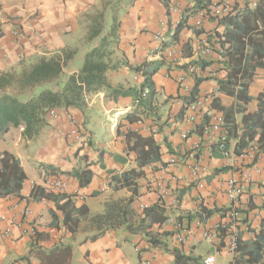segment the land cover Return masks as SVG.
<instances>
[{
	"label": "crops",
	"instance_id": "crops-1",
	"mask_svg": "<svg viewBox=\"0 0 264 264\" xmlns=\"http://www.w3.org/2000/svg\"><path fill=\"white\" fill-rule=\"evenodd\" d=\"M114 0H0V72L19 71L22 67L33 63L41 57H54L64 52L76 53L74 60L68 68H64V75L77 73L83 65V56L92 43H87V36L96 14L101 12L105 5ZM232 5H243L254 0H229ZM192 4L185 3L180 12L186 18L183 28L174 39V34L179 25V14L171 16L169 21L170 44L168 48L183 51L185 56L192 58L194 46L199 39L205 38L216 50V31L218 23L212 19L204 21L202 29L195 27V18L199 11L188 17L186 10ZM120 7V8H119ZM118 7L117 17L120 21L117 31V45L114 48L112 63L122 62L124 66L115 71H109L107 80L115 89H134L138 91L143 82L134 81V69L146 65L144 69L150 70L156 65H166V71L160 70L153 76L156 93L148 98L151 114L147 116L146 123L153 120H161L163 129L161 134L155 137V141L161 145V162L165 163L171 153L178 148H185L190 143L182 142L180 135L172 133L168 120H180L184 111L182 98L187 97L193 91L196 80L186 73L185 65H177L169 60L165 54L149 56V52L156 48L153 35L157 32L160 20L167 13L163 0H134L129 6L122 4ZM115 11V12H116ZM201 11V10H200ZM108 12V10H107ZM111 22V16L107 18ZM110 24V23H109ZM173 30V31H172ZM200 33V34H199ZM94 44V43H93ZM187 49V50H185ZM78 60V61H77ZM210 70L219 68L215 58ZM161 69V68H160ZM184 78V87L178 83L179 78ZM217 82L206 80L199 87V96L204 97L216 91ZM264 90V71L258 70L251 82L249 95L253 101L248 104L247 113H254L257 106V98ZM137 96L110 95L107 91H99L90 94L86 98V105L82 109L70 108L58 110L59 118H48V126L40 136L28 141L22 137L23 129H11L0 145V152L9 151L21 160L27 179L22 190L24 198L16 197L0 199V264H41L36 253L40 250L49 251L55 246L65 245L73 248L71 264H176L175 250L182 252L184 257L197 259L200 264L207 254H216L219 259L229 264H256L248 256L238 253L232 255L228 252L227 239H218L215 244H210L204 239V232L210 230L221 221H225L227 213L231 209L225 194L224 181L230 174L228 171L215 174L208 178L207 187L203 193V204L198 202V192L194 184H190V176L185 168L177 169L175 174L179 181L172 187L181 195V209L174 214L194 213L198 210L215 211L208 220L197 223L192 221L188 229V242L180 245L176 238L165 237L171 227L162 231L159 225L152 228V233L161 237L164 246L151 247L144 235H129L124 228L109 230L96 240L91 238L98 232L90 227L87 221L80 223L76 233H70L61 224V214L58 212L59 221L52 218L55 206L47 200L34 201L31 193L35 186L46 188V180L54 175L41 173L38 165H52L62 171H71L84 164V160L92 163L90 170L93 172V181L89 187L80 188L76 180L67 177L58 178L67 181L68 194L76 196L77 206L85 205L90 211V216L104 213L105 203L109 200H125L134 196L130 188H113V179L122 177L132 170H138L137 154L128 150L127 135L123 119L132 113L136 106ZM221 104L225 107L234 106V99L224 94H218ZM68 114H74L78 119L85 136L84 143H78L63 137L70 129ZM120 118L117 128H113L112 121ZM97 117L105 120L110 126L111 137L104 144H93L94 135L89 128ZM242 115L238 116L241 121ZM143 136H150L145 132ZM194 141V139H192ZM210 152V154H209ZM202 159L213 164L222 165L224 161L217 150L204 147ZM160 163L144 168V175L135 180L137 183V195H135L134 208L139 215V207L142 204L154 205L156 196L147 186V179L151 177L150 170H160ZM114 186V185H113ZM252 199L250 208L242 211L241 219L244 223L252 225V232L240 234L242 243L255 242L260 237L264 242V179L257 185L248 188ZM104 197L103 210L98 213V208L91 200ZM28 209L29 213H26ZM244 217V218H242ZM37 227L38 232L34 238L30 235V229ZM86 226H89L86 228ZM9 235L5 236V231ZM242 242V243H241ZM131 243L137 253V260L126 251V244ZM203 244L209 246L207 253H199ZM33 250L29 260H22ZM141 258L139 257V251ZM264 262V259L262 260Z\"/></svg>",
	"mask_w": 264,
	"mask_h": 264
},
{
	"label": "trees",
	"instance_id": "trees-1",
	"mask_svg": "<svg viewBox=\"0 0 264 264\" xmlns=\"http://www.w3.org/2000/svg\"><path fill=\"white\" fill-rule=\"evenodd\" d=\"M134 0H114L105 5L104 9L96 14L91 25L87 43H92L83 56L81 69L74 74L64 75V68H68L74 60L76 53L64 52L54 57H41L33 63L22 67L15 72H0V139L11 129H23L22 137L28 141L37 139L42 130L48 126L49 112L51 110H68L70 108L82 109L86 105V98L99 91H107L112 95H131L134 89L123 90L113 88L107 80L109 71H115L125 65L122 62L112 63L114 48L117 45V31L120 21L117 17L118 7L122 4L131 5ZM172 0H163L166 9H169ZM214 0H197L186 10L188 17L197 11L206 9ZM120 8V7H119ZM108 10V12H107ZM116 11V12H115ZM111 16V22L107 20ZM217 21L216 43L222 48L223 61L218 62V72H223V78L217 79L218 92L234 99V106L225 107L218 98L213 107L224 113L230 136L240 139L238 149L246 146L248 142L259 143L264 150V90L258 96L257 110L247 113V105L253 99L249 95V88L258 70L264 71V0H258L255 6L251 1L243 5H233L231 14ZM110 23V24H109ZM184 23H181L174 39L178 38ZM200 34V33H199ZM94 43V44H93ZM187 50V49H185ZM211 61H201L203 69L210 67ZM146 65L134 69L135 73H142L143 82L136 91V108L123 119L133 123L144 113L143 109L150 108L151 104L140 101L141 89H150L151 98L156 93L153 76L160 70L161 64L144 69ZM209 80L197 78L193 91L186 101H192L199 94L200 85ZM134 94V93H133ZM242 115L240 123L237 116ZM242 133L239 136V129ZM128 149L137 154L139 169L161 160V145L153 137H143L137 134L127 135ZM92 163L84 160V164L71 171H62L52 165L40 163L38 167L42 175L54 177H67L77 181L80 188L89 187L93 181ZM142 171L135 170L115 177L113 188H130L132 197L125 200H109L105 203L104 213L90 216L87 206H77L76 196L68 193L48 192L46 189L35 186L31 193L34 201L47 200L54 204L55 210L51 215L55 222L59 221L57 213L61 214V224L70 233L78 231L80 223L87 221L98 233L91 240H96L109 230L122 229L133 236L144 235L151 247L164 246L161 237L152 233V228L165 221L164 210L158 205L139 215L134 208L137 188L135 180L140 178ZM27 176L22 167L21 160L9 151L0 152V199L16 197L22 200V190ZM215 211H208L213 216ZM89 226H86L88 228ZM163 236H172L164 233ZM34 238V237H32ZM242 243V242H241ZM242 255L248 256L256 264H264V242L259 237L257 241L239 245ZM143 250L139 251V257ZM176 264L197 263V259L184 257L179 250L174 251ZM33 250L28 257L29 260ZM41 264H71L73 248L59 245L49 251L40 250L36 253ZM141 258V257H140Z\"/></svg>",
	"mask_w": 264,
	"mask_h": 264
},
{
	"label": "built area",
	"instance_id": "built-area-1",
	"mask_svg": "<svg viewBox=\"0 0 264 264\" xmlns=\"http://www.w3.org/2000/svg\"><path fill=\"white\" fill-rule=\"evenodd\" d=\"M196 1L172 0L170 2L167 13L160 20L158 30L153 35L156 48L148 54L152 57L165 54L169 60L177 65H185L186 73L195 80L197 78H208L217 82L218 78H223L224 73L218 72L219 68L216 70H210V67L203 69L200 63L201 61H209L211 58H215L217 63L223 61L221 47L215 50L205 38L199 39L193 48L194 54L192 58L186 57L183 51L178 52L173 48H168L170 44L168 35L170 34L169 21L171 16L180 13L185 3L194 4ZM257 2L258 0L251 1L252 6H255ZM232 10L233 5L229 0H214L208 4L206 9L198 12L194 25L196 28L202 29L205 20L222 18L231 14ZM185 22L186 18L180 13L176 24L180 25ZM140 78H143L142 73H135L134 81L139 82ZM178 83L187 90V87L184 86L183 77L179 78ZM150 94L149 88L145 87L141 89L140 101L137 103L140 104V102L148 100ZM218 94L220 93L217 87L216 91L207 96L200 97L198 94V97L189 102L185 99L189 98L190 95L182 98L184 111L181 119L172 121L169 119L168 122H170L172 133H177L180 135L182 142H189L190 144L187 147L185 146V148L176 149L174 153L169 155L165 163L161 161L154 162H161V167L157 171L154 169L150 170L152 176L147 179V186L155 194L156 203L154 205L142 204L138 209L143 214L153 206L158 205L161 207L164 210L165 221L158 224L160 229L167 231L166 229L171 227L168 233H171L180 245H184L188 242L187 234L190 230L188 227L191 222L197 219V223L200 225L208 220L210 216L208 215V211L203 209L194 213H179L178 216H174L181 209L182 204L180 193L172 187L179 181L175 172L181 168H185L188 171L190 184H194L199 194L198 202L203 204L204 197L202 196L207 187L208 178L228 171L230 174H228V177L224 181V194L231 205V209L224 218L225 221H221L210 230L204 232V239L213 245L220 237L222 240L228 238L226 248L230 254L235 255L239 251L240 234L242 232H252V225L244 223L243 219H241V214L242 211L250 208L252 202L248 188L261 183L264 179V150L256 142H248L241 150L238 149L240 139L230 136L224 113L213 107L214 101L219 98ZM143 111L144 113L137 121L131 123L127 120L124 128L128 134L134 133L143 136L147 132L150 136L146 137H153L155 139L156 136L161 134L164 123L161 120L157 121L154 119L153 122L147 124L146 119L151 114V111L148 108L143 109ZM67 116L70 129L63 134V137L80 144L84 143L86 139L78 119L74 114H68ZM238 116L236 117L237 122L240 123ZM49 117L57 120L59 118L58 111L51 110ZM120 121L118 116L115 117L112 121L113 128H117ZM241 133L242 127L239 129L238 135L240 136ZM204 147L208 148V150H217L224 163L219 166L213 164L211 161L203 160L202 152ZM152 164L150 165L152 166ZM143 169L138 168L135 171H142L143 175L141 177L145 176L146 178ZM45 185V189L48 192L68 193L69 191L67 181L58 177H51L46 180ZM26 213H29L28 209ZM37 232L38 228L32 227L30 229L31 237H35ZM4 235L8 236L9 231L6 230ZM200 264L229 263L221 261L216 254H207L203 257Z\"/></svg>",
	"mask_w": 264,
	"mask_h": 264
},
{
	"label": "rangeland",
	"instance_id": "rangeland-1",
	"mask_svg": "<svg viewBox=\"0 0 264 264\" xmlns=\"http://www.w3.org/2000/svg\"><path fill=\"white\" fill-rule=\"evenodd\" d=\"M173 31V30H172ZM173 32H171L172 34ZM169 34L168 37H172V35ZM78 61V60H77ZM166 71V65H161L160 72L163 73ZM134 93V94H133ZM131 95L134 96L136 91L133 92ZM89 128L92 130L93 135H94V140L93 144L99 145V144H104L109 141L111 137V131H110V126L105 122V120L101 119L100 117H97L93 123H90ZM4 144L2 141H0V145L2 146ZM107 195H102L99 199L96 200H91L92 203H95L97 208H98V213L103 210V202L104 197ZM126 251L129 252L133 257L137 260V253L131 243H127L126 246ZM201 251L199 253L205 254L207 253V249H209V246L206 244H203L201 247Z\"/></svg>",
	"mask_w": 264,
	"mask_h": 264
}]
</instances>
